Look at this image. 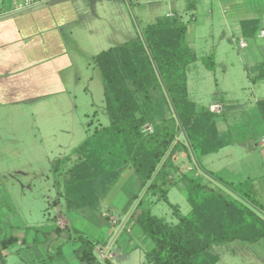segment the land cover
<instances>
[{
    "label": "rangeland",
    "instance_id": "rangeland-1",
    "mask_svg": "<svg viewBox=\"0 0 264 264\" xmlns=\"http://www.w3.org/2000/svg\"><path fill=\"white\" fill-rule=\"evenodd\" d=\"M4 1L13 5V0ZM235 1L240 4L242 0H198V8L193 14L186 11V0L40 1L39 7L68 2L71 12H67L66 21L56 28L57 34L53 37L56 46L48 45L45 39L43 42L44 35H39L40 43L29 46V40L26 44L28 48L35 46V53L29 57L22 54L21 58H26L24 64L20 58H10L7 64L11 70L10 82L0 92L1 238L13 235L25 244L18 243L3 253L7 257L6 264H82L74 254L78 245L67 240L77 237L75 231L89 233V224L76 212L65 213L54 203L57 190L59 192L62 187V179L54 172V163L81 145L84 144L94 166L93 185L102 200L110 193L116 198L120 192L130 197L140 189L138 175L123 161L111 134L103 131L95 135L97 130L107 128L110 123L104 103V80L94 63L98 54L140 38L145 27L174 13L185 22L191 21L187 39L197 55H215L217 64L214 72L208 71L200 61L190 66L188 88L191 99L205 108L214 101H224L229 106L227 116L231 114L233 104L251 100V91L244 89L248 81L242 64L251 44L246 49L239 47L243 38L228 20L238 23L239 17H253L250 10H263L264 0H246L250 10L230 14L229 9ZM258 16L264 19V10ZM258 42L264 45L263 40ZM40 50L47 60H43ZM13 67L18 75L13 74ZM262 92L255 89L257 95ZM145 130L151 132L152 127L146 126ZM238 134L241 142L249 136L244 129L238 130ZM178 157L185 159L183 165L179 158L175 163L182 167V172L195 175V165L188 155L180 153ZM76 159L74 156L73 162ZM212 163L207 160L203 165L211 171L221 167L218 162ZM223 180L228 183V179ZM203 181L230 194L218 183ZM169 201L179 207L181 215L190 213L185 190L179 186H169ZM147 207L153 215L169 223L178 222L163 201ZM60 209H63L62 213ZM134 212L132 215L137 214V210ZM62 215L70 223L68 229L61 232L59 240H55V234L44 239L43 232L67 227ZM111 223L116 227L117 218ZM123 236L129 250L138 243L137 238L132 236L131 239L126 231ZM59 245H63L64 258L58 262L49 260ZM142 245L148 247V251L152 244L147 240ZM214 250L220 256L218 264H264V242L256 245L235 242L215 246ZM97 254L105 253L98 249ZM139 255L140 251L133 253L122 264H139Z\"/></svg>",
    "mask_w": 264,
    "mask_h": 264
},
{
    "label": "trees",
    "instance_id": "trees-1",
    "mask_svg": "<svg viewBox=\"0 0 264 264\" xmlns=\"http://www.w3.org/2000/svg\"><path fill=\"white\" fill-rule=\"evenodd\" d=\"M187 2L188 11L194 12L197 0ZM190 22L162 16L145 27L140 38L103 51L94 59L104 80L105 110L110 121L107 128L97 130L95 135L109 132L123 161L141 181L139 192L128 199L123 211L127 213L139 200L128 231L152 244L145 253L144 264H218L220 256L215 253V246L264 242V207L253 197L249 184L227 183L202 166L204 158L220 152L230 141L219 131L217 114L199 107L190 97V66L200 61L208 71L216 69L215 55L200 57L188 43ZM241 29L245 39L254 41L262 28L258 20H247L241 23ZM261 80L264 73L257 78ZM257 106L264 122V99ZM146 126H151L152 131H146ZM180 153L188 155L195 168L233 196L208 186L196 174L189 176L183 172L175 177L181 170L175 164ZM54 172L62 179L54 203H63L65 213L81 209L100 212L101 201L93 185L96 172L84 144L57 159ZM180 184L191 206L186 216L169 201V186ZM142 192L148 199H140ZM152 198L155 201H150ZM161 201L171 208L178 220L176 224L145 208L151 202ZM66 229L57 227L43 232L44 239L51 234L60 239ZM2 235L0 226V260L4 264L3 253L25 241L13 235L1 238ZM76 236L67 241L78 245L74 254L82 264H110L97 254V241L81 232H76ZM63 258L61 245L48 259L58 262Z\"/></svg>",
    "mask_w": 264,
    "mask_h": 264
},
{
    "label": "crops",
    "instance_id": "crops-1",
    "mask_svg": "<svg viewBox=\"0 0 264 264\" xmlns=\"http://www.w3.org/2000/svg\"><path fill=\"white\" fill-rule=\"evenodd\" d=\"M0 1V92L2 93L4 86L9 84L11 78V70L7 65L10 63V58L14 60L20 58L24 64L26 62V58H21L22 54H26L29 57V55L35 53L33 52L35 50V46L28 48L26 44H28L29 40V46L34 43L35 45L40 43L41 40L39 39V35H44L42 37L43 42L45 39V42H47L48 45L52 46L51 44H53L56 46V42L53 40V37L57 34L56 28L58 25L63 24L64 21H66L67 12H71V9L69 7L70 4H67L68 2L48 5L45 3L46 6L39 7L40 4H37L31 9L18 12L14 10L13 5H7L4 0ZM197 8L198 0L196 10ZM230 8V14H239L240 11L244 12L246 10H250L246 5V0H242L240 4L235 1V4ZM263 10H260L259 8L252 9L250 11L253 12V17L248 19L239 17L240 19L238 23L236 21L234 22L233 19L228 20V22L233 30L239 32L242 38L245 39L242 34L241 23L247 20H258L259 26L264 28V19H261L258 16L259 12H263ZM186 11L189 12L188 2L186 5ZM194 12L191 13L193 14ZM210 13H212V10H210ZM170 15L171 17H177L174 13H170L167 16ZM190 23L189 25H191ZM259 40L258 35L257 39L254 41L247 40L248 47L249 44H251V48L247 55L242 58L244 76L248 81L247 87L244 89H249L251 91V100L233 104L231 106V114L229 116H227L226 113L229 106L228 104L226 105L224 101H214L208 107L210 111L211 107L214 105H219L221 107L220 112L214 113L217 114V125L219 131L229 139L230 143L220 152L204 158L202 160V166L206 169L203 162H206L207 160H212V165H215V162L220 163L221 167H218L216 170H206L221 179H228V183L234 185L248 183L253 197L264 207V122L257 106L258 101L264 99V80L257 81L258 76L264 73V45L260 44L258 42ZM11 45L12 47H10ZM40 55L43 57L41 50ZM43 58V60H47L45 55ZM13 69L14 70L12 72L15 74L16 70L14 67ZM16 74L18 75V72ZM255 89H260L263 92L260 95H257L255 94ZM241 129H244L249 133V136L245 138L247 140L244 142L240 141L238 134V130ZM179 159L181 160V162H179L180 164H182V161L185 160L184 157H180ZM224 161L225 165H222V162ZM180 169V172L176 174L175 177H179L180 173H183L181 166ZM194 169H196L195 173L200 178L204 180L207 179L211 183H218L197 168ZM178 186L182 188L181 184ZM133 194L136 193H132V195ZM130 197L125 195L123 192H120L119 197L116 198L115 196L112 197L110 193V195L105 197L104 200H102L99 196L101 201L99 213H95L89 209L75 211L89 224L88 231L90 232L87 234H90V236L83 231L75 232H81L97 241L99 243L97 250L101 249V251L105 253L103 254V258H101L108 260L110 264H122V262L129 260L133 253L139 251V264H144V256L147 251L146 248L148 247H145L142 244H146L147 240L137 238L136 240L138 243L133 245L130 250L126 245L125 240H123L125 231L129 233L128 226L130 224V218L132 217V214H135L134 210H136L139 203V200H137L133 207L127 213H124L123 209ZM57 198L58 190L56 193V199ZM140 199H148L145 192L141 193ZM150 201H155V199L152 198ZM152 205L153 204L151 202L150 206ZM60 206L63 208V203ZM63 209L59 210L60 213H62ZM62 217L65 218L64 222L68 227L70 223L67 221L66 216L62 215ZM115 218L118 220L116 227H114L111 223V221ZM131 239H133V237ZM55 240L59 239L55 236ZM19 243L23 244L22 242ZM4 257V264H6L7 257L5 254Z\"/></svg>",
    "mask_w": 264,
    "mask_h": 264
},
{
    "label": "built area",
    "instance_id": "built-area-1",
    "mask_svg": "<svg viewBox=\"0 0 264 264\" xmlns=\"http://www.w3.org/2000/svg\"><path fill=\"white\" fill-rule=\"evenodd\" d=\"M41 0H13V6H14V10L21 12V11H25L28 9L33 8L34 6H36L37 4L40 3ZM171 17V15H170ZM258 38L260 40L264 41V28H262L258 34ZM239 47L241 49H245L248 47V44L246 42L245 39H241L239 42ZM221 107L219 105H214L211 107V111L214 112H220ZM263 144H264V140H263ZM100 256L103 258V255L100 254Z\"/></svg>",
    "mask_w": 264,
    "mask_h": 264
},
{
    "label": "water",
    "instance_id": "water-1",
    "mask_svg": "<svg viewBox=\"0 0 264 264\" xmlns=\"http://www.w3.org/2000/svg\"><path fill=\"white\" fill-rule=\"evenodd\" d=\"M142 36V35H141Z\"/></svg>",
    "mask_w": 264,
    "mask_h": 264
}]
</instances>
